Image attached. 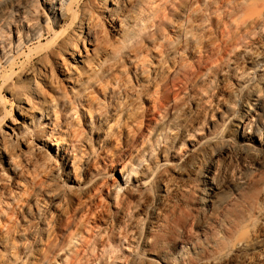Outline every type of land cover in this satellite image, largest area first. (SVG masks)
Here are the masks:
<instances>
[{"label":"bare ground","instance_id":"bare-ground-1","mask_svg":"<svg viewBox=\"0 0 264 264\" xmlns=\"http://www.w3.org/2000/svg\"><path fill=\"white\" fill-rule=\"evenodd\" d=\"M4 64L0 264H264V0H0Z\"/></svg>","mask_w":264,"mask_h":264},{"label":"rangeland","instance_id":"rangeland-1","mask_svg":"<svg viewBox=\"0 0 264 264\" xmlns=\"http://www.w3.org/2000/svg\"><path fill=\"white\" fill-rule=\"evenodd\" d=\"M130 15L131 16L133 15V17L136 16L135 11L131 10L130 11ZM70 23L71 22L69 21L67 23V26H69ZM45 42H47V40ZM38 45H39L38 43L33 44L30 48L35 49ZM90 48H91V46H90ZM35 51L36 50H33V52H35ZM28 53H29V49H28ZM19 54L22 55L23 51L21 53H19ZM83 54L86 55V52L83 51ZM35 56H37V55H34L33 57L35 58ZM20 62L23 65L25 63V58H23ZM20 66H21V64H20ZM20 66H19V69L17 70L18 72H15L14 74H12V80L16 81L17 75L20 73L19 71H21L20 70L21 69ZM6 67H7L6 64H4L2 66V73L0 75L1 77H5L6 75H11L9 73L6 74V73L3 72L5 69H8V67L7 68ZM0 109L5 114V118H6L5 119V123H7V124L10 123V118H13V117L14 118H18L19 117L18 111H17L16 101L11 97V94L7 90H5V88L2 85H0ZM5 129H6V127H5ZM235 173H236V171L233 170V167L232 166H228V168H224L222 171H220L218 173L219 175L217 174L218 176L216 175V180L218 182H220V183L221 182L222 183H224V182H228L229 183V181H230V182L235 184L234 179H233L234 177L235 178L237 177V174H235ZM117 175H118V172H117ZM227 192H228L227 194L229 196L223 197V198H226L225 201H222V202L219 203L220 204V210H219L220 212H222L226 208L228 202L234 200L236 198V196L238 195V193H239V191L237 190L236 184H235V188L233 187V190H227ZM194 227H195L194 229H196V226H194ZM199 229H201V227Z\"/></svg>","mask_w":264,"mask_h":264}]
</instances>
